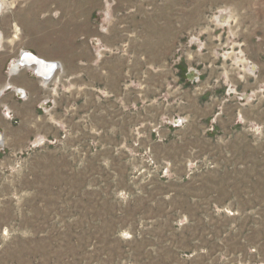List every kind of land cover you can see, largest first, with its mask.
Returning a JSON list of instances; mask_svg holds the SVG:
<instances>
[{
  "label": "rangeland",
  "instance_id": "obj_1",
  "mask_svg": "<svg viewBox=\"0 0 264 264\" xmlns=\"http://www.w3.org/2000/svg\"><path fill=\"white\" fill-rule=\"evenodd\" d=\"M109 2L110 25L118 30L110 57H124L111 64L112 100L118 93H130L126 89L134 87L131 83L140 69L145 74L147 63L159 70L160 99L166 81L174 83L166 75L171 62L183 82L188 66L201 67L195 54L202 60L210 54L207 46L199 51L190 42L193 35L201 41L217 36L214 42L226 44L222 49L231 52L260 44L264 33V0ZM103 3L74 0V13L81 19L90 12L85 6L94 4L87 22L78 23L74 45H97L90 37L92 30L101 31L108 24ZM220 9L232 16L228 25H217ZM249 34L255 37L243 42ZM236 56L219 57L218 65L226 73L239 72L242 64ZM74 58L87 65V54ZM79 82L74 112L62 104V129L54 128L47 140L22 154L0 153V264H174L198 249L201 233L226 232L231 222L242 236L250 232L262 237V109L256 110L253 123L233 124L254 128L250 134L232 132L226 113L223 131L220 122L208 116L197 122L208 129L200 134H179L165 147L144 144L139 149L132 134H87L89 111L82 104L89 92L86 72ZM92 138L96 145L89 148ZM105 139L120 143L104 149Z\"/></svg>",
  "mask_w": 264,
  "mask_h": 264
},
{
  "label": "crops",
  "instance_id": "obj_2",
  "mask_svg": "<svg viewBox=\"0 0 264 264\" xmlns=\"http://www.w3.org/2000/svg\"><path fill=\"white\" fill-rule=\"evenodd\" d=\"M93 6H85L87 13ZM110 7L109 0H104L102 14L108 24L104 23L101 31H91L90 38L93 42L97 40V45L79 47L74 45L78 23L80 20L86 23L90 12L81 19L74 13V0H0V153L22 154L32 144L47 140L54 128L60 130L62 104L66 108L70 105L74 112L82 72H86L89 85L88 96L82 103L89 111L88 135L127 133L132 134L131 139L139 149L144 144L165 147L175 142L179 134L197 135L208 130L205 124H200L208 116L220 122L223 131L221 119L226 113L232 132H254V128L238 129L233 124L253 123L256 110L264 111V33L259 37L260 44H246L242 50L231 52L222 49L226 44L214 42L217 36L201 41L193 35L190 42L199 51L207 46L210 54L207 60L195 54L201 67L188 66L183 82L178 77V68L171 62L170 73L167 71L166 75L174 83L166 81V93L160 99L156 87L158 68L153 63H140L145 74L140 69L131 83L134 87L126 89L130 93H118L112 100L108 92L111 64L124 57H110L112 41L118 35L117 28L110 25ZM231 18L222 9L215 16L218 26L228 25ZM253 37L246 35L243 42L249 43ZM24 53L30 56L23 58ZM74 54H87V65L74 58ZM229 54L237 55L236 62L242 64L239 72L226 73L222 64L218 65V58L225 59ZM41 69H48L47 72L52 69V73L49 76L51 71L47 74ZM190 69L196 74L192 80L187 77ZM123 74L121 69L119 76ZM221 88H225L224 92H219ZM208 90L210 97L206 99ZM95 142L94 138L90 139L88 147L94 148ZM102 143L101 148L114 149L120 142L105 139ZM235 225L231 222L226 232L201 233L198 249L174 264H264V230L259 238L252 237L250 232L242 236Z\"/></svg>",
  "mask_w": 264,
  "mask_h": 264
},
{
  "label": "water",
  "instance_id": "obj_3",
  "mask_svg": "<svg viewBox=\"0 0 264 264\" xmlns=\"http://www.w3.org/2000/svg\"><path fill=\"white\" fill-rule=\"evenodd\" d=\"M26 56H30L29 54H26V53H24L23 54V58L24 57H26ZM32 57V56H31ZM36 62H38V63H40V61L38 60V61H36ZM196 76V74H195V70H193V69H190L188 72H187V77L189 78V79H193L194 77ZM0 141H1V134H0Z\"/></svg>",
  "mask_w": 264,
  "mask_h": 264
},
{
  "label": "bare ground",
  "instance_id": "obj_4",
  "mask_svg": "<svg viewBox=\"0 0 264 264\" xmlns=\"http://www.w3.org/2000/svg\"><path fill=\"white\" fill-rule=\"evenodd\" d=\"M53 67H54V65H53ZM41 70H42V73L46 72L47 74L51 71L50 74H49V76H50L51 73H52V69H50L48 72H47L48 69H46V70L41 69ZM46 73H45V74H46Z\"/></svg>",
  "mask_w": 264,
  "mask_h": 264
}]
</instances>
